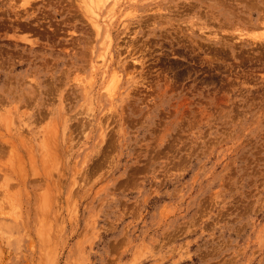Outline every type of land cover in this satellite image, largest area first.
I'll return each mask as SVG.
<instances>
[{
  "label": "rangeland",
  "instance_id": "374dc122",
  "mask_svg": "<svg viewBox=\"0 0 264 264\" xmlns=\"http://www.w3.org/2000/svg\"><path fill=\"white\" fill-rule=\"evenodd\" d=\"M97 3L0 0V264H264V0Z\"/></svg>",
  "mask_w": 264,
  "mask_h": 264
},
{
  "label": "bare ground",
  "instance_id": "6f19581e",
  "mask_svg": "<svg viewBox=\"0 0 264 264\" xmlns=\"http://www.w3.org/2000/svg\"><path fill=\"white\" fill-rule=\"evenodd\" d=\"M38 1H40V0H38ZM87 1H88V2H87ZM97 1H98V0H85V2L88 3V4H90V5H91L92 3L95 4V5H97V4H98ZM112 1H113V3L115 4L118 0H112ZM104 2H105V0H100V3H101V4H104ZM116 4H117V3H116ZM97 6H98V5H97ZM97 6H96V8H97ZM88 7H90V6L88 5ZM91 7H92V6H91ZM91 7H90V8H91ZM98 25H99L98 23L95 24L96 31H97V26H98ZM84 89H85V88H84ZM109 96H110V95H109ZM3 147H4V146H2V144H1V145H0V153L3 151ZM8 147H9V146H8ZM4 148H5V147H4ZM10 153H11V152H10ZM8 154H9V153H8ZM15 155H16V154H15ZM21 157H22V156H21ZM17 161H18V160H17ZM16 167H17V166H16ZM33 173H34V172H33ZM33 173H32V174H33Z\"/></svg>",
  "mask_w": 264,
  "mask_h": 264
}]
</instances>
